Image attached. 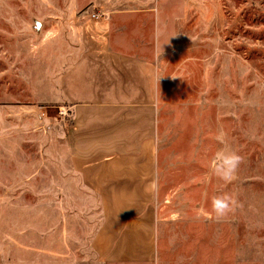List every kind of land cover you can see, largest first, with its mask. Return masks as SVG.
<instances>
[{
  "label": "rangeland",
  "instance_id": "rangeland-1",
  "mask_svg": "<svg viewBox=\"0 0 264 264\" xmlns=\"http://www.w3.org/2000/svg\"><path fill=\"white\" fill-rule=\"evenodd\" d=\"M142 1L0 0V264H101L61 78L93 11ZM153 5L159 264H264V0ZM225 145L241 157L230 180L212 170Z\"/></svg>",
  "mask_w": 264,
  "mask_h": 264
},
{
  "label": "crops",
  "instance_id": "crops-1",
  "mask_svg": "<svg viewBox=\"0 0 264 264\" xmlns=\"http://www.w3.org/2000/svg\"><path fill=\"white\" fill-rule=\"evenodd\" d=\"M129 4L93 11L84 21L85 49L61 84L73 113V171L100 199L101 222L91 241L97 260L159 264L157 69L151 59V29L158 33L159 19L151 0Z\"/></svg>",
  "mask_w": 264,
  "mask_h": 264
},
{
  "label": "clouds",
  "instance_id": "clouds-1",
  "mask_svg": "<svg viewBox=\"0 0 264 264\" xmlns=\"http://www.w3.org/2000/svg\"><path fill=\"white\" fill-rule=\"evenodd\" d=\"M223 143V133L218 137ZM241 157L227 145L219 150L214 158L212 170L214 174L224 180H230L236 173ZM212 208L216 217L220 218L230 211V200L227 196L214 198L212 201Z\"/></svg>",
  "mask_w": 264,
  "mask_h": 264
},
{
  "label": "built area",
  "instance_id": "built-area-1",
  "mask_svg": "<svg viewBox=\"0 0 264 264\" xmlns=\"http://www.w3.org/2000/svg\"><path fill=\"white\" fill-rule=\"evenodd\" d=\"M92 17L97 18V17H98V14L93 13V14H92Z\"/></svg>",
  "mask_w": 264,
  "mask_h": 264
}]
</instances>
